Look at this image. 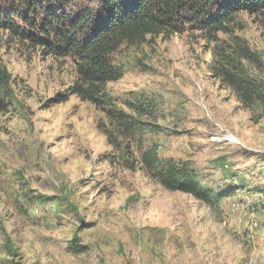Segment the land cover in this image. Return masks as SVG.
<instances>
[{"label": "rangeland", "instance_id": "obj_1", "mask_svg": "<svg viewBox=\"0 0 264 264\" xmlns=\"http://www.w3.org/2000/svg\"><path fill=\"white\" fill-rule=\"evenodd\" d=\"M33 2L2 8L36 24L98 5ZM108 62L122 76L96 107L70 94L73 59L0 30V264H264V194L245 192L264 189V109L228 78L264 93L262 17L164 31ZM153 147L223 196L165 188L144 161Z\"/></svg>", "mask_w": 264, "mask_h": 264}, {"label": "trees", "instance_id": "obj_2", "mask_svg": "<svg viewBox=\"0 0 264 264\" xmlns=\"http://www.w3.org/2000/svg\"><path fill=\"white\" fill-rule=\"evenodd\" d=\"M14 4L34 3L33 0H10ZM98 5L82 9L73 15L64 12H46L35 24L13 10L7 12L0 0V30L12 37L41 49L44 56L75 61L76 82L70 94L96 107L104 105L102 88L121 79L120 70L113 68L108 56L123 43L138 44L148 36L161 32L198 30L219 32L234 22L241 13L260 15L264 21V0H97ZM18 21L27 29H22ZM35 31V32H34ZM51 36L52 39H51ZM228 78L235 84L242 104L259 103L264 109V93L243 82L241 78ZM9 75L0 71V84L7 83ZM68 96H58L65 102ZM148 168L157 172L160 183L167 189L192 195L207 205L216 204L221 196L202 187L184 166L173 162L161 163L155 147L145 156ZM248 194H264V189L251 185ZM230 194V193H229Z\"/></svg>", "mask_w": 264, "mask_h": 264}]
</instances>
